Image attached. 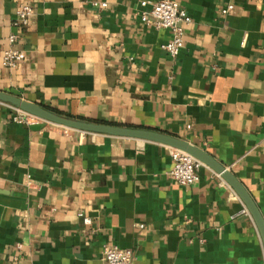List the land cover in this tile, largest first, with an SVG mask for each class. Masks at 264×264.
<instances>
[{
    "label": "crops",
    "instance_id": "crops-1",
    "mask_svg": "<svg viewBox=\"0 0 264 264\" xmlns=\"http://www.w3.org/2000/svg\"><path fill=\"white\" fill-rule=\"evenodd\" d=\"M174 1L190 21L170 58L168 31L139 19L138 0H0V91L180 138L228 169L264 221V0H228L227 14V0ZM19 3L33 15L8 44ZM6 48L24 55L13 70ZM14 115L0 103V264H100L105 244L131 250L133 264H264L250 216L206 166L179 185L164 145L33 131Z\"/></svg>",
    "mask_w": 264,
    "mask_h": 264
},
{
    "label": "built area",
    "instance_id": "built-area-1",
    "mask_svg": "<svg viewBox=\"0 0 264 264\" xmlns=\"http://www.w3.org/2000/svg\"><path fill=\"white\" fill-rule=\"evenodd\" d=\"M94 7H105L104 2L92 1L90 3ZM139 19L145 24L150 25L154 29H166L168 31V40L161 44L160 48L170 57L177 56L179 50L183 46V30L184 25L189 23L190 19L184 10L174 0H138ZM233 9L231 2L227 0L224 7L220 9L221 14L230 13ZM33 15L30 5L19 3L14 11L13 25L18 29L17 33H11L6 36L8 44H12L18 40L21 30L26 28ZM24 59L22 51L6 48L1 52V63L4 68L13 70ZM14 109V108H13ZM15 110L12 120L17 123L32 125L39 120L27 113ZM66 129V128H64ZM172 166L168 171L169 177L179 185H189L196 181L197 176L195 170L202 164L189 156L188 154L173 148H168ZM241 213L248 215L242 206ZM84 225H89L90 220L81 212L77 214ZM133 253L129 249L119 248L113 244H105L102 246L100 255V264H133Z\"/></svg>",
    "mask_w": 264,
    "mask_h": 264
},
{
    "label": "water",
    "instance_id": "water-1",
    "mask_svg": "<svg viewBox=\"0 0 264 264\" xmlns=\"http://www.w3.org/2000/svg\"><path fill=\"white\" fill-rule=\"evenodd\" d=\"M0 103L7 104L16 110L36 117L39 122L28 126V128L33 131L39 130L43 126V123H50L62 128L80 131L83 133H97L112 137H124L154 142L188 154L192 158L198 160L202 165L209 168L212 172L217 174L237 196L258 232L264 254V221L253 200L228 169L220 165L210 155L198 147L180 138L157 131L81 121L60 116L46 110L36 103L21 99L3 91H0Z\"/></svg>",
    "mask_w": 264,
    "mask_h": 264
}]
</instances>
